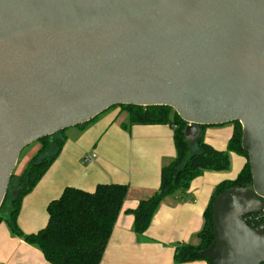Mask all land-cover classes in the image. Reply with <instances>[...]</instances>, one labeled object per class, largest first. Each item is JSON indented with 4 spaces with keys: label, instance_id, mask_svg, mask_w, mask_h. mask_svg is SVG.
<instances>
[{
    "label": "water",
    "instance_id": "1",
    "mask_svg": "<svg viewBox=\"0 0 264 264\" xmlns=\"http://www.w3.org/2000/svg\"><path fill=\"white\" fill-rule=\"evenodd\" d=\"M238 122L251 185L212 205L211 264H264V0H0V207L22 150L113 106Z\"/></svg>",
    "mask_w": 264,
    "mask_h": 264
},
{
    "label": "crops",
    "instance_id": "2",
    "mask_svg": "<svg viewBox=\"0 0 264 264\" xmlns=\"http://www.w3.org/2000/svg\"><path fill=\"white\" fill-rule=\"evenodd\" d=\"M126 123L127 115L120 113L119 108H112L84 127L65 131L61 152L22 201L17 223L24 234L35 233L45 226L47 205L65 188L93 192L99 184L112 183L126 185L128 191L101 264H176L173 260L176 248L197 243L204 211L216 187L234 180L246 159L230 153L227 171H204L190 183L185 195L164 200L149 228L137 236L132 230L134 218L128 211L154 194L159 187L161 168L175 158L174 127H124ZM233 131L232 124L200 130L204 141L217 151L227 149ZM93 155L96 157L92 158ZM88 158L90 162H85ZM0 264L49 263L36 248L14 237L2 222ZM182 264L207 263L197 260Z\"/></svg>",
    "mask_w": 264,
    "mask_h": 264
},
{
    "label": "trees",
    "instance_id": "3",
    "mask_svg": "<svg viewBox=\"0 0 264 264\" xmlns=\"http://www.w3.org/2000/svg\"><path fill=\"white\" fill-rule=\"evenodd\" d=\"M112 108H119L120 113L127 115L124 127H174L175 158L161 168L159 187L154 194L141 200L134 210L128 211L134 218L132 230L137 236L146 232L164 200L175 195H185L190 183L204 171H227L230 167V153L246 159L244 167L234 180L220 183L216 187L203 214V227L197 235L198 244L177 247L173 255L176 264L197 260L211 264L201 252L211 245L214 238L212 205L215 198L228 189L247 188L251 185L247 154L241 148V125L238 122L231 123L234 131L227 149L217 151L204 141L201 132L196 140L187 141L183 135L186 123L169 107L118 105L109 109ZM87 124L89 122L77 127ZM206 127L202 126L200 130ZM65 131L36 142L39 148L24 169L18 175L12 173L0 207V223H5L14 237L40 251L49 264H101L106 244L126 198V185L99 184L93 192L65 188L57 199L47 205V222L43 228L35 233L24 234L17 223L23 199L34 189L61 152L65 143ZM263 221L264 217L248 226L256 227Z\"/></svg>",
    "mask_w": 264,
    "mask_h": 264
},
{
    "label": "rangeland",
    "instance_id": "4",
    "mask_svg": "<svg viewBox=\"0 0 264 264\" xmlns=\"http://www.w3.org/2000/svg\"><path fill=\"white\" fill-rule=\"evenodd\" d=\"M207 127L209 128V127H213V126H207ZM38 148H39V145L36 144V143L25 147L22 150V152H21V154H20V156H19V158L17 160L16 166H15V168H14L12 173L15 174V175H18L24 169V167L26 166V163L30 159L31 154L34 153L36 151V149H38ZM197 244H198V241H197V243L195 245H197Z\"/></svg>",
    "mask_w": 264,
    "mask_h": 264
},
{
    "label": "built area",
    "instance_id": "5",
    "mask_svg": "<svg viewBox=\"0 0 264 264\" xmlns=\"http://www.w3.org/2000/svg\"><path fill=\"white\" fill-rule=\"evenodd\" d=\"M96 156L93 155L92 158H95ZM85 162H90V159H85ZM264 217V211L261 212L260 214H256V215H249L243 218V220L245 221V223L248 225H254L255 223L259 222L262 218Z\"/></svg>",
    "mask_w": 264,
    "mask_h": 264
}]
</instances>
